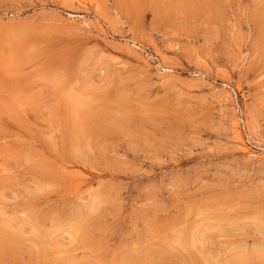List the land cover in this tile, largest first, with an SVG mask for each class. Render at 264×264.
<instances>
[{"label": "rangeland", "instance_id": "374dc122", "mask_svg": "<svg viewBox=\"0 0 264 264\" xmlns=\"http://www.w3.org/2000/svg\"><path fill=\"white\" fill-rule=\"evenodd\" d=\"M0 264H264V0H0Z\"/></svg>", "mask_w": 264, "mask_h": 264}, {"label": "bare ground", "instance_id": "6f19581e", "mask_svg": "<svg viewBox=\"0 0 264 264\" xmlns=\"http://www.w3.org/2000/svg\"><path fill=\"white\" fill-rule=\"evenodd\" d=\"M234 127V126H233ZM234 134V133H233ZM236 134V133H235ZM237 139V138H236ZM6 235V234H5ZM10 248V247H9ZM39 250V249H38ZM51 255V254H50ZM53 255V254H52ZM141 257V256H140ZM143 258V257H142Z\"/></svg>", "mask_w": 264, "mask_h": 264}]
</instances>
